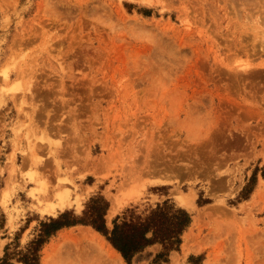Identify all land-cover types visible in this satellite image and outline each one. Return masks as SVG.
I'll return each mask as SVG.
<instances>
[{"label": "rangeland", "instance_id": "1", "mask_svg": "<svg viewBox=\"0 0 264 264\" xmlns=\"http://www.w3.org/2000/svg\"><path fill=\"white\" fill-rule=\"evenodd\" d=\"M248 1L0 0V264H128L81 223L34 250L99 196L108 230L165 201L190 215L177 247L131 264H264V0Z\"/></svg>", "mask_w": 264, "mask_h": 264}, {"label": "trees", "instance_id": "2", "mask_svg": "<svg viewBox=\"0 0 264 264\" xmlns=\"http://www.w3.org/2000/svg\"><path fill=\"white\" fill-rule=\"evenodd\" d=\"M108 202L101 196L91 200L83 217L78 218L72 213L64 212L58 218H50L42 225V234L37 240L36 251L39 250L42 238L50 236L62 227L78 223L90 225L101 233L124 258L131 264L134 255L148 245L160 243L164 248L173 249L180 244L181 235L191 222L190 215L182 209H174L165 201L162 205L149 211L146 215H137L132 212L121 222H115L108 230L104 216L108 209ZM33 261V262H32ZM25 264H38L34 259L23 260Z\"/></svg>", "mask_w": 264, "mask_h": 264}, {"label": "bare ground", "instance_id": "3", "mask_svg": "<svg viewBox=\"0 0 264 264\" xmlns=\"http://www.w3.org/2000/svg\"><path fill=\"white\" fill-rule=\"evenodd\" d=\"M145 1V0H144ZM248 1V0H247ZM255 1V0H254ZM150 2H152V0H150ZM238 2V1H237ZM256 2V1H255ZM259 2V1H258ZM258 2H256V3H258ZM233 3V2H232ZM231 3V4H232ZM247 3V2H246ZM250 3V1H248V4ZM260 3V2H259ZM233 5V4H232ZM239 5H240V3H239ZM242 5V4H241ZM244 5H245V3H244ZM259 5H261V3L260 4H258V6ZM238 6V5H237ZM237 6H236V4H235V7H236V9H237ZM254 6V5H253ZM257 6V7H258ZM256 6H255V8H257ZM259 8V7H258ZM263 8V7H262ZM247 9V8H246ZM248 9H250V8H248ZM264 9V8H263ZM238 12V11H237ZM256 13V12H255ZM255 13H253V14H255ZM251 14H252V12H251ZM257 14H258V12H257ZM237 15H240V11L238 12V14ZM246 16H248V15H246ZM255 15H252V17H254ZM261 16V15H260ZM258 17V16H257ZM263 18H264V16H263ZM263 18H260L259 19V17L258 18H256L257 20L259 19V20H261V19H263ZM245 19H247L248 20V17L246 18L245 17ZM249 20H250V18H249ZM253 20H254V18H253ZM257 20L256 21H254V22H256L257 23ZM258 20V21H259ZM263 21H264V19H263ZM251 22H253V21H251ZM260 22H262V20L260 21ZM246 24H247V22H246ZM253 25V24H252ZM256 25V24H255ZM259 25V24H258ZM263 25H264V23H263ZM261 26H262V23H261ZM258 27V26H257ZM249 28H251V27H249ZM248 28V29H249ZM262 28H264V27H262ZM261 31V30H260ZM260 31H259V34H260ZM262 33H264V31L262 32ZM255 35V34H254ZM263 35V34H262ZM262 35H260V37H258V39L260 38V39H262L261 37H262ZM257 37V36H256ZM264 40V39H263ZM261 41L262 42V47H264V41ZM254 41V40H253ZM257 41V40H256ZM257 45H258V43H257ZM261 47V48H262ZM263 49V48H262ZM264 51V50H263ZM40 141H42V140H40ZM10 157V156H9ZM12 157V156H11ZM10 162V161H9ZM11 164V163H10ZM12 166V165H11ZM98 176V175H97ZM100 177V176H99ZM162 181H163V179H162ZM179 187V186H178ZM174 189H176V188H174ZM177 190V189H176ZM180 190L178 189V192H179ZM174 192H175V190H174ZM177 192V193H178ZM181 192V191H180ZM190 192H192L191 190H190ZM176 193V194H177ZM192 193H194V192H192ZM195 194V193H194ZM178 195V194H177ZM184 195H185V193H184ZM114 196V195H113ZM116 196H119L120 197V195H116ZM191 198H192V195H189ZM119 197H117V199H116V203H118V199H119ZM190 197H179V200H180V202L183 204V205H186V206H192V201H191V198ZM112 199H113V197H112ZM112 199H111V201H112ZM222 199V198H221ZM221 202H222V200H220ZM194 202V201H193ZM249 202V201H248ZM67 203V202H66ZM77 203H78V201H77ZM113 205V204H112ZM115 205V204H114ZM113 205V206H114ZM55 206H57L58 208H63L64 206H66L65 205V201H63L62 199H60V201L59 202H57V204H55ZM54 205H50V206H46V211L47 212H53L54 211V209L56 208ZM115 207V206H114ZM116 211H117V208H116ZM204 211V210H203ZM200 213H201V211H200ZM197 215H199V214H197ZM199 217V216H198ZM195 221V220H194ZM197 222V221H196ZM87 237V236H86ZM88 238V237H87ZM91 240H93L94 241V243H95V246L105 255V257H107L108 258V260H112L113 262H116L117 261V258H121V255L114 249V247L111 245V244H109V242L108 241H106L105 239H103L97 232H92V234H91V237H89ZM261 245H263L264 246V243L263 244H261ZM95 251V250H94ZM97 253V252H96ZM263 253V252H262ZM98 254V253H97ZM45 264H48V262L46 261L45 262Z\"/></svg>", "mask_w": 264, "mask_h": 264}, {"label": "crops", "instance_id": "4", "mask_svg": "<svg viewBox=\"0 0 264 264\" xmlns=\"http://www.w3.org/2000/svg\"><path fill=\"white\" fill-rule=\"evenodd\" d=\"M106 241H107V240H106ZM114 249H115V248H114ZM115 250H116V249H115ZM116 251H117V250H116ZM117 252H118V251H117ZM118 253H119V252H118ZM119 254H120V253H119ZM120 255H121V254H120ZM120 259H121L122 261H124V260H123L124 258L122 257V255H121V258H120V257L117 258V261L120 260ZM117 261H116V262H117ZM116 262H115V263H116Z\"/></svg>", "mask_w": 264, "mask_h": 264}]
</instances>
